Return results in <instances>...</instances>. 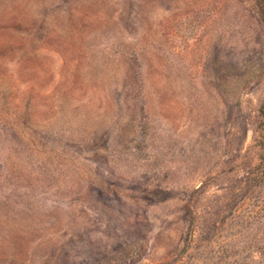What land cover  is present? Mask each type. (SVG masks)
Masks as SVG:
<instances>
[{
    "label": "rangeland",
    "instance_id": "obj_1",
    "mask_svg": "<svg viewBox=\"0 0 264 264\" xmlns=\"http://www.w3.org/2000/svg\"><path fill=\"white\" fill-rule=\"evenodd\" d=\"M0 264H264V0H0Z\"/></svg>",
    "mask_w": 264,
    "mask_h": 264
}]
</instances>
